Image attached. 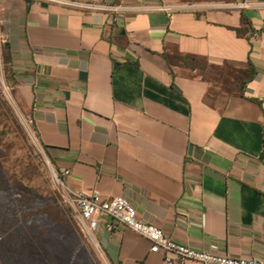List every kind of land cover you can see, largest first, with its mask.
Here are the masks:
<instances>
[{"label": "crops", "instance_id": "obj_1", "mask_svg": "<svg viewBox=\"0 0 264 264\" xmlns=\"http://www.w3.org/2000/svg\"><path fill=\"white\" fill-rule=\"evenodd\" d=\"M0 20L16 100L71 189L264 261V0H0ZM94 238L110 264H165L130 228Z\"/></svg>", "mask_w": 264, "mask_h": 264}, {"label": "rangeland", "instance_id": "obj_2", "mask_svg": "<svg viewBox=\"0 0 264 264\" xmlns=\"http://www.w3.org/2000/svg\"><path fill=\"white\" fill-rule=\"evenodd\" d=\"M26 114L0 97V264H110L63 202Z\"/></svg>", "mask_w": 264, "mask_h": 264}, {"label": "built area", "instance_id": "obj_3", "mask_svg": "<svg viewBox=\"0 0 264 264\" xmlns=\"http://www.w3.org/2000/svg\"><path fill=\"white\" fill-rule=\"evenodd\" d=\"M0 23L3 21L0 20ZM7 42V36L0 33V97L10 104L17 105L14 93L15 83L6 76V63L2 52ZM25 123L30 131L38 137L35 120L31 114L25 115ZM69 175V170H56L61 198L73 210L82 231L93 238L100 225L104 223V227L108 231H113L118 227H127L149 239L152 243L150 251L162 253L165 264H184L188 260L197 261L200 264H264V261L256 258L242 259L219 255L178 243L167 236L160 227L140 220L133 204L126 197L108 198L97 189L90 194L71 189L64 179Z\"/></svg>", "mask_w": 264, "mask_h": 264}, {"label": "trees", "instance_id": "obj_4", "mask_svg": "<svg viewBox=\"0 0 264 264\" xmlns=\"http://www.w3.org/2000/svg\"><path fill=\"white\" fill-rule=\"evenodd\" d=\"M243 31H244L243 29H239V30H238V33H239L240 35H243V34H244ZM189 59H190V58H188V61H189ZM5 63H6L7 71L10 73V78H12V68H11V65H10V61H9V59L5 58Z\"/></svg>", "mask_w": 264, "mask_h": 264}, {"label": "water", "instance_id": "obj_5", "mask_svg": "<svg viewBox=\"0 0 264 264\" xmlns=\"http://www.w3.org/2000/svg\"><path fill=\"white\" fill-rule=\"evenodd\" d=\"M190 150H192V146L190 147Z\"/></svg>", "mask_w": 264, "mask_h": 264}]
</instances>
